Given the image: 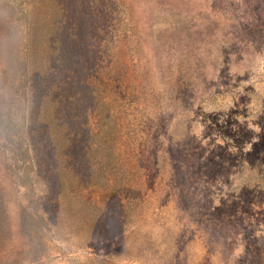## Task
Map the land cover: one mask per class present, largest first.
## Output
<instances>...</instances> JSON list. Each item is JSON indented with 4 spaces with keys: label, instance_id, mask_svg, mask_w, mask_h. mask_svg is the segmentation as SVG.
<instances>
[{
    "label": "rangeland",
    "instance_id": "obj_1",
    "mask_svg": "<svg viewBox=\"0 0 264 264\" xmlns=\"http://www.w3.org/2000/svg\"><path fill=\"white\" fill-rule=\"evenodd\" d=\"M0 264H264V0H0Z\"/></svg>",
    "mask_w": 264,
    "mask_h": 264
}]
</instances>
